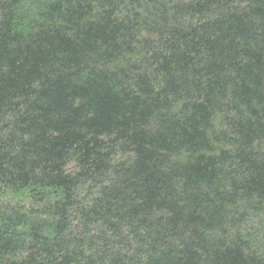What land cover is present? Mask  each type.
I'll use <instances>...</instances> for the list:
<instances>
[{
  "label": "trees",
  "instance_id": "obj_1",
  "mask_svg": "<svg viewBox=\"0 0 264 264\" xmlns=\"http://www.w3.org/2000/svg\"><path fill=\"white\" fill-rule=\"evenodd\" d=\"M0 264H264V0H0Z\"/></svg>",
  "mask_w": 264,
  "mask_h": 264
}]
</instances>
